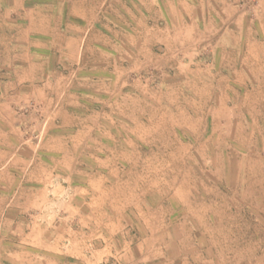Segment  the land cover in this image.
<instances>
[{
  "label": "crops",
  "instance_id": "obj_1",
  "mask_svg": "<svg viewBox=\"0 0 264 264\" xmlns=\"http://www.w3.org/2000/svg\"><path fill=\"white\" fill-rule=\"evenodd\" d=\"M212 1H0V264H264V0ZM202 28L220 54L187 65L205 126L183 133L205 136L212 166L231 165L228 139L238 142L252 190L236 210L253 222L236 238L232 225L216 234L209 194L150 177L148 167L166 157L179 167L182 149H199L180 126L165 127L163 112L156 126L152 114L140 128L116 124L121 106L132 122L134 97L164 106L176 81L165 63L196 48ZM122 131L126 147L146 150L139 178L100 173L117 166Z\"/></svg>",
  "mask_w": 264,
  "mask_h": 264
},
{
  "label": "rangeland",
  "instance_id": "obj_2",
  "mask_svg": "<svg viewBox=\"0 0 264 264\" xmlns=\"http://www.w3.org/2000/svg\"><path fill=\"white\" fill-rule=\"evenodd\" d=\"M1 1V0H0ZM247 4L252 5V0H245ZM244 0H235V5L243 4L245 3ZM212 2H216V5H220V0H213ZM256 4V3H255ZM2 5V4H1ZM0 7H3L1 6ZM256 8L253 10L249 9L250 12H248V16H252V12H254ZM211 9L208 8V11ZM214 10L216 13H214ZM219 10V6H213V13L216 16ZM206 25V24H205ZM232 25H235L233 23ZM250 26H253V24H249ZM207 32V31H206ZM206 32H203V28L197 30L196 33V41L197 46L196 48H188L184 47L180 49V52L172 58V64L165 63L166 65L170 67H175V70L173 74L176 77L175 86H174V92H170L169 94L166 93L165 96H163L164 99V106L156 105L155 103L147 100V98L142 97H134L132 102V112H133V118L132 122L129 119L125 118V111L126 108L124 106H121V108H118V116H120L116 120V124L118 128H125V127H134V128H140L141 124L148 122L147 116L150 114L153 115L154 119L152 122H154V125L158 124L157 122L160 121V114L156 115V112H163L164 115L162 122H164V126L168 127L172 124V121L176 123L177 126H180L181 132H182V140L185 142H191L194 143L197 149L194 153L193 151H185V149H182L181 151V164L179 167L172 166L171 158H165L166 165L164 167H157V166H150L148 167V173L151 175L150 177L155 178V175H158L160 177V174L163 178H182L181 185H182V192L183 190L188 189V184L185 182H188L192 186L193 193H196L199 195V197L204 196L203 194H206L210 196L213 199V209L214 214L212 215V218L210 217L209 221L213 224L216 223V225L220 226L218 227V231L216 234L220 235L222 231L220 228H223L222 230L226 233V229H224L223 226L232 225L233 231H230L229 234L232 235V238L237 237V224L238 228L239 226L244 223L246 226L253 222L251 219L252 216L250 215H240L238 214V210H236L237 207L242 205V196L244 190H252L251 184H247L244 179L246 178L245 169L238 164V160L242 157V152L238 151L236 148V142L235 140L228 139V143H230L229 146L232 150H227V159L228 157L231 159V165H223V166H212L209 164V162L206 164V159L209 160V156H206V152L203 150H200L201 146H204L205 143V136L204 135H196L193 138L192 135L188 136L185 135L183 132L184 130H188L189 128H195L196 130L201 131V128L205 126L203 119H200L199 116L202 114V110L204 107V100L205 96L204 94L201 96L198 93L195 95L193 92V95H190V91L192 86L190 87L188 83V77L191 76L190 74V65L194 68V65H198L200 68H204L201 63H209L210 58H206L205 55L213 56V60L211 61L212 64H217L218 58H219V48L210 47L209 40L206 39ZM212 50V51H211ZM213 52V55H211ZM189 65V66H187ZM171 69V68H170ZM198 69V68H197ZM153 77L154 79H151L152 84L157 83L156 81V73L160 72L158 69H153ZM202 73V75L205 73L204 71H199ZM163 73V72H162ZM168 73V72H164ZM172 73V72H171ZM149 74V73H148ZM206 74V73H205ZM152 77V78H153ZM203 77V76H202ZM205 79V78H204ZM205 87L202 86V84L199 82L197 83V90H202V92L205 91ZM171 91V90H170ZM177 96L178 102L173 103ZM189 97H192L189 98ZM171 99L173 100L172 103L170 102ZM149 101V104H148ZM191 101V102H190ZM151 104V105H150ZM179 105V107H177ZM190 108V110H189ZM194 111H191L193 110ZM121 114V115H120ZM190 114L192 116L190 117ZM196 115L198 118L196 119ZM136 138L135 136H133ZM232 137V136H231ZM233 138V137H232ZM118 144H117V166L114 169L108 168H101L100 173L102 175L111 174L117 175V178H127L128 175L137 177L141 175L142 169L140 165H137V162L140 161V153L145 152L146 150L141 149V145L138 144L139 142L135 140L134 146H136V149H132V147H126L125 140L128 139V136L124 134V131L118 133L117 135ZM218 139V138H217ZM214 141H220L215 140ZM235 143V144H234ZM133 151L132 156V166L131 161L129 160V156L124 154L127 152L130 155V150ZM149 157L152 156V152H148ZM165 156L168 154L167 151L164 152ZM136 154V156H135ZM209 154V152H208ZM188 155V156H187ZM191 155V156H189ZM186 156V159L184 158ZM191 158V159H190ZM193 158V159H192ZM153 159V158H152ZM195 159V160H194ZM211 159V157H210ZM150 162H152L150 160ZM139 163V162H138ZM254 171L256 173V167L254 168ZM107 177V176H106ZM185 180V182H184ZM184 183V184H183ZM167 184V183H166ZM249 185V186H248ZM184 186V187H183ZM207 206H198V208H201L205 210ZM222 226V227H221ZM226 228V227H225Z\"/></svg>",
  "mask_w": 264,
  "mask_h": 264
}]
</instances>
